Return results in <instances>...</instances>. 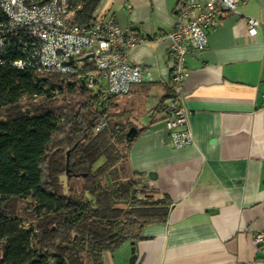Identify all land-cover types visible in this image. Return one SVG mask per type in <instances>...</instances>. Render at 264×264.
<instances>
[{"label":"crops","instance_id":"crops-1","mask_svg":"<svg viewBox=\"0 0 264 264\" xmlns=\"http://www.w3.org/2000/svg\"><path fill=\"white\" fill-rule=\"evenodd\" d=\"M180 1L101 0L94 15L148 39L128 53L143 83L112 99L109 115L138 130L130 172L172 204L166 222L145 226L103 263L264 264L255 242L264 235V0H240L209 30L208 47L187 57L181 104L193 143L175 148L166 129L173 59L157 38L173 29ZM250 19L260 21L255 36Z\"/></svg>","mask_w":264,"mask_h":264},{"label":"trees","instance_id":"trees-1","mask_svg":"<svg viewBox=\"0 0 264 264\" xmlns=\"http://www.w3.org/2000/svg\"><path fill=\"white\" fill-rule=\"evenodd\" d=\"M70 2L75 23L87 24L101 0ZM8 55L0 65V264H104L106 252L166 222L171 201L129 170L139 134L128 140L110 115L98 116V99L76 77L20 69L12 64L22 54Z\"/></svg>","mask_w":264,"mask_h":264},{"label":"built area","instance_id":"built-area-1","mask_svg":"<svg viewBox=\"0 0 264 264\" xmlns=\"http://www.w3.org/2000/svg\"><path fill=\"white\" fill-rule=\"evenodd\" d=\"M239 3L206 0L202 5L200 0H181L173 29L157 38L169 44L173 59L166 129L175 148L193 143L189 113L181 104L189 76L186 59L208 47L209 30L226 13H237ZM0 12L5 16V22L0 23V65L9 61V52L18 51L23 58L13 61L14 67L76 77L98 99L94 111L102 118L109 116L112 99L128 95L145 79L142 69L130 63L128 53L148 39L121 29L114 18L75 23L77 10L72 9L70 0H0ZM247 25L249 35H257L260 21L250 19ZM106 125L102 121L98 130ZM255 242L264 244V235H258Z\"/></svg>","mask_w":264,"mask_h":264},{"label":"water","instance_id":"water-1","mask_svg":"<svg viewBox=\"0 0 264 264\" xmlns=\"http://www.w3.org/2000/svg\"><path fill=\"white\" fill-rule=\"evenodd\" d=\"M71 63H68V65H70ZM137 134H138V130L136 129V128H132V129H130V131L127 133V139L128 140H132V139H134L136 136H137ZM70 153H68V155H69ZM68 166H69V160H68V163H67V168H68ZM67 173L69 174L70 173V171H69V169H67Z\"/></svg>","mask_w":264,"mask_h":264},{"label":"rangeland","instance_id":"rangeland-1","mask_svg":"<svg viewBox=\"0 0 264 264\" xmlns=\"http://www.w3.org/2000/svg\"><path fill=\"white\" fill-rule=\"evenodd\" d=\"M120 97H122V96H120ZM144 107H142V109H143ZM139 117H138V120L143 116V114H139L138 115ZM122 126L124 127V129L126 130V132H128V131H130V125H129V123L127 122V121H123V123H122ZM64 183H65V185H67V181H66V178H64Z\"/></svg>","mask_w":264,"mask_h":264}]
</instances>
